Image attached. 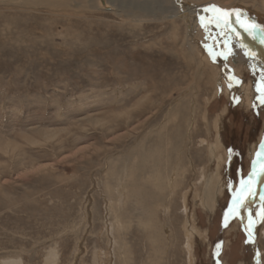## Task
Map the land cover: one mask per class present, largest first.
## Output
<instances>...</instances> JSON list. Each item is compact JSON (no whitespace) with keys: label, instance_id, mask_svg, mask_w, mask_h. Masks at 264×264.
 Returning a JSON list of instances; mask_svg holds the SVG:
<instances>
[{"label":"rangeland","instance_id":"rangeland-1","mask_svg":"<svg viewBox=\"0 0 264 264\" xmlns=\"http://www.w3.org/2000/svg\"><path fill=\"white\" fill-rule=\"evenodd\" d=\"M251 24L264 0H0V264H264Z\"/></svg>","mask_w":264,"mask_h":264},{"label":"bare ground","instance_id":"bare-ground-1","mask_svg":"<svg viewBox=\"0 0 264 264\" xmlns=\"http://www.w3.org/2000/svg\"><path fill=\"white\" fill-rule=\"evenodd\" d=\"M186 1H188V0H186ZM189 4H191V3H189ZM178 5H180L179 3H178ZM192 6H190V5H188V8L189 9H191V12H192V10H194L195 8V5H193V4H191ZM198 8H200V7H197V9ZM217 8V7H216ZM205 9H207L206 7H205ZM199 10V9H198ZM213 10V9H212ZM202 11V10H201ZM209 11V10H208ZM207 11V12H208ZM206 12V11H205ZM210 12V11H209ZM213 12V11H212ZM218 12V11H217ZM220 12V11H219ZM221 16V15H220ZM231 22V21H230ZM236 22V21H235ZM242 25V24H241ZM238 26V25H237ZM239 27V26H238ZM234 28V27H233ZM239 31V30H238ZM242 33V32H241ZM243 34V33H242ZM243 39V38H242ZM242 42V41H241ZM262 167H263V169H264V163L262 164ZM263 179V178H262ZM262 179H260V183H262ZM260 186H261V184H257V185H253V191L255 192V193H257V194H260V192L262 191V188H261V190H260ZM214 191V188H213V186H212V182H211V180H210V182L208 181V184H207V189L205 190V193H204V197H203V201H205V203L210 207V208H213V203H214V201H215V196H216V194H217V192L215 193L214 192V194L212 193ZM220 191V188L218 189V192ZM211 192V193H210ZM211 194V195H210ZM209 196L211 197V199L213 198V202H212V205H210V203H209ZM251 219V218H250ZM247 221V220H246ZM251 221V220H250ZM248 222V221H247ZM247 222H246V224H247ZM252 225H253V223H252ZM251 225V226H252ZM255 244V246H253V248H254V250L256 251V252H258L260 249H259V244L258 243H254Z\"/></svg>","mask_w":264,"mask_h":264},{"label":"snow or ice","instance_id":"snow-or-ice-1","mask_svg":"<svg viewBox=\"0 0 264 264\" xmlns=\"http://www.w3.org/2000/svg\"><path fill=\"white\" fill-rule=\"evenodd\" d=\"M209 7L213 8V9L216 8L215 5H210ZM217 11H224V10L217 9ZM238 11L239 10H237V9H232L230 12H228V15L231 16L233 14H236ZM201 19L203 20V17ZM236 22L237 23L240 22V16L239 15H237ZM225 23L227 24L228 21H225ZM241 26L243 27V25H241ZM245 31L248 32V34L250 36H252L253 39H256L257 37H259L260 42L264 43V26L251 24V25H249L248 27L245 28ZM237 35H239V34L237 33Z\"/></svg>","mask_w":264,"mask_h":264}]
</instances>
